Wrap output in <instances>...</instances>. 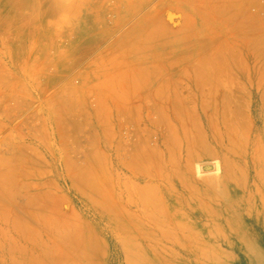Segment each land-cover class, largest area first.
Segmentation results:
<instances>
[{
    "label": "rangeland",
    "instance_id": "obj_1",
    "mask_svg": "<svg viewBox=\"0 0 264 264\" xmlns=\"http://www.w3.org/2000/svg\"><path fill=\"white\" fill-rule=\"evenodd\" d=\"M0 264H264V0H0Z\"/></svg>",
    "mask_w": 264,
    "mask_h": 264
}]
</instances>
